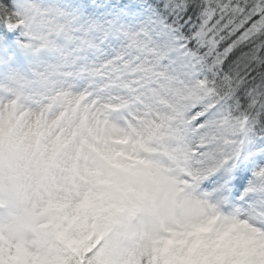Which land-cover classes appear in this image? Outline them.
<instances>
[{
  "label": "snow or ice",
  "instance_id": "6c2138e0",
  "mask_svg": "<svg viewBox=\"0 0 264 264\" xmlns=\"http://www.w3.org/2000/svg\"><path fill=\"white\" fill-rule=\"evenodd\" d=\"M0 264H264V0H0Z\"/></svg>",
  "mask_w": 264,
  "mask_h": 264
}]
</instances>
